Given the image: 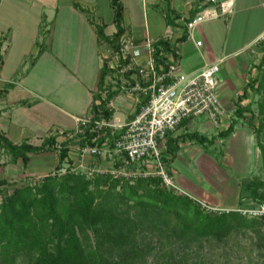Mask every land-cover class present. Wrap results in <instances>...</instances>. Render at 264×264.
<instances>
[{
    "label": "crops",
    "instance_id": "obj_1",
    "mask_svg": "<svg viewBox=\"0 0 264 264\" xmlns=\"http://www.w3.org/2000/svg\"><path fill=\"white\" fill-rule=\"evenodd\" d=\"M219 1L231 4L230 14L201 22L192 40L182 37L185 23L202 11L204 0H121L123 34L139 43L151 37L177 46L180 74L191 76L219 63L217 95L223 113L218 123L204 114L184 119L168 135L162 154L183 193L227 211L256 205L243 186L261 165L254 131L256 84L250 83L262 70L264 6L261 0ZM112 19L109 0H0L1 134L15 144L39 145L53 134L59 141L66 138L61 132L75 131L77 118L92 112L103 90L98 81L108 42L99 39L97 26L103 25V33L111 35L116 30ZM196 40L201 45H195ZM133 115L127 103L115 102L113 122ZM231 122H235L231 132L221 136ZM191 133L207 140L189 139ZM76 153L77 149L71 151L73 159ZM8 160L0 165V178H11L10 172L18 168L16 176L28 182L52 170L57 156L29 154L26 166Z\"/></svg>",
    "mask_w": 264,
    "mask_h": 264
},
{
    "label": "trees",
    "instance_id": "obj_2",
    "mask_svg": "<svg viewBox=\"0 0 264 264\" xmlns=\"http://www.w3.org/2000/svg\"><path fill=\"white\" fill-rule=\"evenodd\" d=\"M109 5L116 30L105 35L102 25L97 26V32L100 40L116 45L124 33V6L121 0H109ZM262 44L261 69L264 41ZM154 46L158 63L168 64L170 51L172 59L177 58L166 40L159 39ZM105 70L100 72V89ZM263 79L261 70V77L250 83L252 87L256 84L257 93L262 92ZM96 97L100 103L93 105L92 121L86 125L84 137L76 142L70 138L58 141L53 134L39 145L26 141L15 144L0 133V149L12 163L20 160L26 166L29 154L35 153L54 152L57 156L52 170L28 182L0 178V264H196L188 258L192 244L201 245L240 231L252 232L257 247L264 248V218L247 217L237 209H209L187 194L164 186L157 177L131 180L109 171L72 170V143L100 145L106 137L111 138L108 127L91 128L97 121L110 120L112 111L105 105L112 93ZM256 103L258 123L254 131L261 155L260 174L248 179L243 187L258 205L264 203V95ZM234 123L220 135H228ZM188 138L207 140L196 133Z\"/></svg>",
    "mask_w": 264,
    "mask_h": 264
},
{
    "label": "built area",
    "instance_id": "obj_3",
    "mask_svg": "<svg viewBox=\"0 0 264 264\" xmlns=\"http://www.w3.org/2000/svg\"><path fill=\"white\" fill-rule=\"evenodd\" d=\"M201 12L186 21L182 37L192 39L193 31L201 22L230 14L231 4L219 0H204ZM264 6V0H261ZM161 39V38H160ZM159 39L148 37L144 42H136L132 36L122 34L116 45L106 44L104 57L105 74L101 97L112 93L106 103V109L112 111L108 122L97 121V127H108L111 138L106 137L100 145L72 143L69 150L71 169L85 173L91 171H109L115 176L133 179L136 177H157L161 184L179 192L175 184L163 150L167 137L174 132L184 119L206 115L214 124L223 113L222 104L217 95L220 86V66L210 63L198 73L188 76L178 72L179 49L173 46V54L167 53L168 64L156 61L155 46ZM201 45V40L194 41ZM120 100L129 105L134 115L124 122H113L115 102ZM100 103V99L96 104ZM92 121L89 111L77 118V128L64 135L72 142L82 139L87 124ZM99 134L92 138L94 141ZM63 138V139H66ZM63 139L59 140L62 141ZM73 139V140H72ZM75 147V148H74ZM77 149L76 159L71 151ZM94 161H87L88 158ZM61 171H65V167ZM209 209L212 207L206 206ZM243 215L264 218V203L242 206L237 209Z\"/></svg>",
    "mask_w": 264,
    "mask_h": 264
},
{
    "label": "rangeland",
    "instance_id": "obj_4",
    "mask_svg": "<svg viewBox=\"0 0 264 264\" xmlns=\"http://www.w3.org/2000/svg\"><path fill=\"white\" fill-rule=\"evenodd\" d=\"M83 12L86 16H89V11L83 10ZM262 70H264V67ZM261 95H264V79L262 92L257 93L256 101ZM254 109V114H256V107ZM9 158V155L1 154L0 149V165L3 164L2 162L6 163ZM17 170L18 168H15L13 172H10L12 175L10 179L25 182L26 179L23 180L16 176ZM4 172L8 173V167L4 169ZM1 173L2 169L0 168V176ZM259 174L258 170L255 175ZM255 240L256 237L250 231L233 232L222 239L204 241L201 245L192 244L193 252H190L188 258L191 263L193 260L196 264H264V248L257 247Z\"/></svg>",
    "mask_w": 264,
    "mask_h": 264
}]
</instances>
